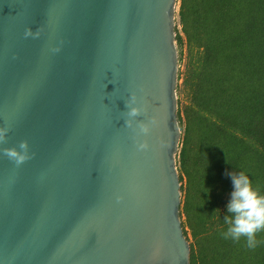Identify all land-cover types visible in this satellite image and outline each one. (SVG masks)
Listing matches in <instances>:
<instances>
[{
  "label": "water",
  "instance_id": "water-1",
  "mask_svg": "<svg viewBox=\"0 0 264 264\" xmlns=\"http://www.w3.org/2000/svg\"><path fill=\"white\" fill-rule=\"evenodd\" d=\"M175 4L0 0V264H189Z\"/></svg>",
  "mask_w": 264,
  "mask_h": 264
},
{
  "label": "trees",
  "instance_id": "trees-1",
  "mask_svg": "<svg viewBox=\"0 0 264 264\" xmlns=\"http://www.w3.org/2000/svg\"><path fill=\"white\" fill-rule=\"evenodd\" d=\"M175 156L189 264H264L222 233L233 184L248 174L264 195V0H178ZM181 65V68H180Z\"/></svg>",
  "mask_w": 264,
  "mask_h": 264
},
{
  "label": "clouds",
  "instance_id": "clouds-1",
  "mask_svg": "<svg viewBox=\"0 0 264 264\" xmlns=\"http://www.w3.org/2000/svg\"><path fill=\"white\" fill-rule=\"evenodd\" d=\"M27 34V33H26ZM58 51V49H56ZM136 100L133 94L130 97V103ZM129 107L128 116L136 117L140 115V108ZM153 123L155 121L153 120ZM126 126L131 127L132 121H125ZM142 133H148V127L144 123L139 124ZM7 133V129L0 130V142H2ZM141 149L147 148L146 143L139 145ZM20 153L16 149L6 150L5 155L14 159L17 164L28 158L26 142L19 144ZM231 175L233 191L230 200L226 205L227 213L231 216H225L224 222L228 225L227 230L222 233L224 239L239 241L242 237L245 239L248 249H255L260 241L257 240L256 234L264 231V195H261L258 189L253 187L252 181L248 174L241 171L238 175Z\"/></svg>",
  "mask_w": 264,
  "mask_h": 264
},
{
  "label": "rangeland",
  "instance_id": "rangeland-1",
  "mask_svg": "<svg viewBox=\"0 0 264 264\" xmlns=\"http://www.w3.org/2000/svg\"><path fill=\"white\" fill-rule=\"evenodd\" d=\"M177 9H178V0H176V4H175V26L176 28L179 30L180 27L178 26V21H177V16H176V13H177ZM179 68L178 64H177V69ZM180 68H181V65H180Z\"/></svg>",
  "mask_w": 264,
  "mask_h": 264
}]
</instances>
